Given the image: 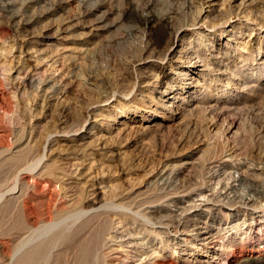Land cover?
<instances>
[{
	"label": "rangeland",
	"instance_id": "rangeland-1",
	"mask_svg": "<svg viewBox=\"0 0 264 264\" xmlns=\"http://www.w3.org/2000/svg\"><path fill=\"white\" fill-rule=\"evenodd\" d=\"M93 1H34L25 15L38 19L36 39L25 46L0 2L5 118L10 139L21 136L0 162L45 130L83 124L57 133L52 156L76 142L86 149L58 162L72 186L130 193L131 204L103 199L76 219L117 211L110 264H264V118L253 117L264 110V0H98L81 15ZM132 6L160 15L157 50ZM155 207L163 223L141 217Z\"/></svg>",
	"mask_w": 264,
	"mask_h": 264
},
{
	"label": "bare ground",
	"instance_id": "bare-ground-1",
	"mask_svg": "<svg viewBox=\"0 0 264 264\" xmlns=\"http://www.w3.org/2000/svg\"><path fill=\"white\" fill-rule=\"evenodd\" d=\"M34 1L38 0H23L16 7V0H0L3 8L5 6L6 10H10V15L6 18L5 23L14 28L16 38L19 39L22 46L36 39V34L29 33L28 27L38 19L34 16L26 17L25 15L28 11L27 7L29 8ZM86 1L88 0H78L80 3ZM211 1L207 0V2ZM102 4L101 1L94 0L89 7L82 9L81 15L89 14ZM131 11H136L138 15L133 23L138 25V22H135L138 20L140 25H143L147 35V43H150L151 48L157 50L160 42L155 40L154 29L160 25V15L154 11L152 14L151 8L148 7H142L138 10L136 6H132L129 9V12ZM0 21L2 22V20ZM1 22L0 38L5 43L7 33ZM221 22L225 21L210 22L208 26L215 27L216 24H221ZM193 24L195 23L193 22ZM260 25L262 26L263 23ZM41 35L48 36L44 33H41ZM157 58L158 56L150 60ZM9 69H12V66ZM36 83L31 79H26L24 84L25 86H32ZM57 90V88L53 89V93H57ZM46 98L47 96H45ZM66 109H68L67 106L62 104L60 113L65 114L62 115L64 120H61V122H67L69 119L66 116ZM90 110H94V108L91 107L87 111ZM12 112L13 102L11 96L0 79V155L10 150L11 144L21 137L20 134H16L17 136L13 140L10 139L5 115ZM253 117L256 118L258 123H261L264 118V110ZM82 126L83 124L75 129L45 130L41 136L35 137L32 145L22 147L21 142L9 159L1 160L0 264H6L4 262L10 259L11 264H110L104 251L105 236L110 232L113 222L112 217L117 211L112 213L110 210H99L79 221H76V219L82 215L79 212L80 210L94 208L103 199H110L111 203L116 199L118 201L115 203L117 206H123L125 203L131 204L133 202L130 199V193L128 191L123 193L124 189L117 190V187H109L105 193H102L101 188L98 186L92 190L83 187L81 189L80 186L78 187L80 189H78L76 186H72L69 181L71 173L67 172L58 162L62 160V163H65L70 158H76L79 150L86 149L76 142L69 145L65 144L66 147L64 145L63 147L59 146L63 150L62 156L61 154L58 158L52 156L55 153H52L51 145L55 140H58L57 133L64 132L68 134ZM52 133H55L54 137H51ZM48 150L49 154L45 152ZM44 157H46V161H42ZM59 169L62 173L60 178L56 174V170ZM79 173L81 174V171ZM166 179L163 180L164 183H166ZM171 180L167 182V188L173 186ZM99 183L103 184V181L98 182V185ZM106 185L103 184L102 187L105 189ZM74 187L76 188L74 189ZM252 190L257 191V188L253 186ZM66 197L69 199H66ZM68 200H73L72 204H69ZM100 205L102 206V204ZM160 212L161 209L155 207L150 210V213L139 214L144 218V221L149 222L155 219L154 222L163 223L164 218H162ZM120 222L121 220L118 221V223ZM168 222L171 223V226L177 225L179 219L169 220Z\"/></svg>",
	"mask_w": 264,
	"mask_h": 264
}]
</instances>
